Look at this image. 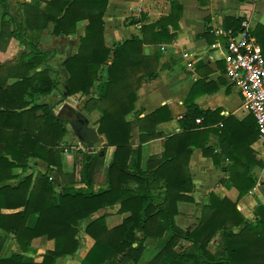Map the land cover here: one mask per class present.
I'll list each match as a JSON object with an SVG mask.
<instances>
[{
  "label": "trees",
  "instance_id": "obj_1",
  "mask_svg": "<svg viewBox=\"0 0 264 264\" xmlns=\"http://www.w3.org/2000/svg\"><path fill=\"white\" fill-rule=\"evenodd\" d=\"M108 1L32 0V3L23 4L25 13L19 21L8 12L9 0H0V41L5 37L4 33L9 32L8 37L17 39L29 49L19 61L23 65L17 73L20 80L3 92L0 87V95L6 96L10 88L16 86L24 87L23 92L30 86L36 94L43 96L58 89L49 68L29 76V70L40 63L43 52L31 39H27L24 32L42 31L52 25L53 36L67 38L76 34L78 22L86 20L84 33L75 44L76 52L62 63L61 69H65V74H61L69 97L84 96L83 110H99L96 129L106 141L98 153L78 152L82 161L80 177L85 187L76 190L74 184L65 180L67 173L62 170V154L66 152L57 144L66 134L65 122L55 118L46 105L34 106L29 110L36 111L40 107L45 112L40 118L41 129L34 134L22 125L28 119L25 115L29 110L22 109L27 103L22 100L9 103L5 96L2 97L0 137L8 136L9 129H18L19 132L13 134L12 142L7 139L2 145L4 150L0 148V183L13 178V170L25 166L30 157L45 161L48 171L38 175L33 185L31 177H26L17 186H0V254L10 234L14 235L23 253L30 251L32 240L39 237L53 241V247L45 251L40 262L26 260L21 253H13L9 258L0 257V264H56L58 259L73 257L79 247L77 234L81 222L98 210L115 204H120L119 211L128 212L129 216L113 229L106 228L104 217L91 222L87 233L94 238V244L79 264H139L145 240L160 238L167 231L172 237L149 264H264V206L256 208V221L249 223L236 205L212 195L210 205L203 207L201 218L193 230L184 232L175 224L178 202L192 201L188 196L193 187L187 165L191 146H200L199 142L191 139L193 132L200 128L194 121L202 114L201 111L194 108L190 115L179 121L182 133L168 138L162 159L149 163L145 170L141 168V144L150 137H142L137 147L130 144L132 123L126 117L134 110L137 90L143 80L156 76L146 67L144 70L138 67L143 60L142 47L148 41L147 36H151L149 41L152 43L174 37L168 34L166 27L171 22L173 29H177L180 5L172 0L171 14L143 26L141 39L132 37L108 46L104 37V14ZM7 18L13 29L7 27ZM226 21H230L228 27H239L241 23L240 18H228ZM262 53L264 56V43ZM28 55L33 63L26 62ZM102 68L107 69L106 80L94 94L92 89L99 81L98 74ZM14 91L19 93L17 89ZM21 113L23 118L16 119ZM107 147L115 148L113 160L107 168L108 186L95 192L91 169L94 160L100 157L99 153ZM53 171L64 183L58 193L49 179ZM131 184L137 186L133 188ZM251 187L248 181H244L239 190L248 191ZM17 208L23 209L12 214L1 212L2 209ZM33 214H37V220L30 227L27 222ZM238 226L242 229L236 233L232 229ZM217 231L221 233L220 242L216 252L211 254L207 246ZM137 233H141V237ZM182 239L190 246L175 252V245Z\"/></svg>",
  "mask_w": 264,
  "mask_h": 264
},
{
  "label": "crops",
  "instance_id": "obj_2",
  "mask_svg": "<svg viewBox=\"0 0 264 264\" xmlns=\"http://www.w3.org/2000/svg\"><path fill=\"white\" fill-rule=\"evenodd\" d=\"M175 1L181 7L177 29H173L171 22L166 27L168 34L174 35V37L152 43L149 41L151 36H147L148 41L142 47L143 60L138 67H143V70L146 67L148 72H155L156 76L143 80L137 90L134 110L126 117L132 123L130 144L132 147H137L140 145L142 137H150L148 141L141 144V168L145 170L149 163L162 159L166 140L182 133L179 121L190 115L194 108L198 109L202 114L195 119L194 123L200 128L193 132L195 134L191 140H196L200 146H191L187 165L193 187L188 196L192 201L178 202V213L174 217L175 224L184 232L193 230L201 218L203 207L210 205L212 195L221 201L227 199L236 205V209L246 221L254 223L256 208L264 206V142L258 138L254 116L246 111L241 94L231 85L225 75V40L223 37L215 35L214 31L216 29L239 30L246 25L262 48L264 43V0ZM171 2L172 0H109L104 14L106 44L112 46L114 43L129 40L132 37L141 39L143 26L151 25L171 14ZM41 6L43 5L41 4ZM228 18H240L239 27H228L230 24V21H226ZM127 20H129V24L125 26L124 23ZM86 24V20L78 22L75 35H82ZM155 30L161 31L159 28H155ZM54 38H50L48 45L52 44ZM65 42L68 44V39ZM15 44V40L11 39L7 50L0 51V81L3 82L2 85H7L2 86V91L12 85L15 77L18 76V70L23 67L19 62L23 54L20 55V52H16L14 48L10 49ZM71 46L72 55L76 52V48ZM65 49L69 53V46ZM73 51L75 52L73 53ZM65 52L66 50L56 52L55 58L58 60L62 57L64 62L67 56ZM185 54L188 55L187 58L184 56ZM45 56L46 63L51 66L52 70L58 72L56 75L52 71L56 83H58V85L56 84L58 89L47 96L39 94L26 96L23 93L13 92L5 96L9 103L30 99L32 105L23 109L24 111L34 106L48 104L53 107L55 105L58 101L57 96L61 97L62 93L59 89L62 84L60 79L62 74L61 70L56 68L57 63L53 54L46 51ZM20 65L21 68H19ZM38 70L40 68L29 70V76L39 72ZM106 70V68H102L99 71V82H96L92 89L94 94L100 89L101 83L106 80ZM140 74L142 73H138V75ZM79 97L77 94L68 98L72 102H69L70 106L76 111L80 107ZM35 100L38 105L34 104ZM36 109V111L26 112L25 116H28V119L22 124L25 129L27 126L29 131L34 134L39 132L38 129H41L40 118L45 113L43 108L37 107ZM158 110L157 115L149 117ZM87 114L93 117L91 126L97 128L96 120L100 117L99 110H93ZM197 119H200V123L196 122ZM65 128L66 134L63 139H66V143L61 145L57 142L59 147L64 148L62 146L67 145L64 149H68V152L62 154V170L67 173L66 182L74 184V188L80 190L85 187L80 177L82 165L78 154L80 150L70 148L71 142L76 147L79 143L75 145L72 129L66 122ZM18 132V129H9L7 130L8 136L0 137L1 150H4L2 145L7 142V139L9 138V141L12 142L13 134ZM39 137H41V133H39ZM105 142L104 139L102 144L94 146L92 152L98 153ZM114 152V147H107L104 152L99 153L100 157L93 162L91 177L95 192L108 186L107 168L113 160ZM7 157L10 156L7 155ZM47 171L48 164L45 161L30 157L25 166L13 170V178L0 183V186H17L26 177H31V185H33L37 176L45 174ZM50 177L53 178L51 180L53 189L58 193L64 183L56 171H53ZM244 181H248L252 185L250 190H239ZM131 186L134 188L137 185L131 184ZM22 209H2L1 212L12 214ZM119 210L120 204L108 206L81 222L77 234L79 247L75 255L58 259L56 264H79L94 244V238L87 233V226L96 219L104 217L106 228L113 229L121 225L123 220L129 216L128 212ZM36 220L37 214L31 215L27 225L33 227ZM241 229L242 226H238L232 230L237 233ZM220 234V231H217L207 246V250L211 254H214L218 248ZM137 236L141 237V233H137ZM171 237L172 234L167 231L160 238L145 240L139 264H149L162 251ZM189 246L190 243L182 239L177 242L173 250L181 252ZM52 247L53 241H47L46 237H39L32 240L30 251L23 253L14 235L10 234L0 257L9 258L13 253H21L26 260L40 262L45 251Z\"/></svg>",
  "mask_w": 264,
  "mask_h": 264
},
{
  "label": "built area",
  "instance_id": "obj_3",
  "mask_svg": "<svg viewBox=\"0 0 264 264\" xmlns=\"http://www.w3.org/2000/svg\"><path fill=\"white\" fill-rule=\"evenodd\" d=\"M225 40V75L243 98L246 111L256 120L258 138L264 142V56L262 48L245 25L239 30L216 29ZM163 49V48H162ZM186 58L187 54L184 55ZM200 123V119L196 120ZM76 150H87L79 144ZM65 152L68 149H64ZM53 180L52 177L49 178Z\"/></svg>",
  "mask_w": 264,
  "mask_h": 264
},
{
  "label": "rangeland",
  "instance_id": "obj_4",
  "mask_svg": "<svg viewBox=\"0 0 264 264\" xmlns=\"http://www.w3.org/2000/svg\"><path fill=\"white\" fill-rule=\"evenodd\" d=\"M26 2H29V3H32V0L30 1V0H9V13L12 15V16H15L16 17V19L17 20H22V18H23V15H24V13H25V8L23 7V4L24 3H26ZM10 20L7 18V22H6V25H7V27L8 26H10L9 28L10 29H13V27H12V24H11V22H9ZM9 23V24H8ZM129 24V20H127V22H125L124 23V25L125 26H127ZM50 26H51V28H52V25H49L45 30H42V31H36V32H30V31H26V33L24 32V30H22V32H24V34H25V36L27 37V39L28 40H32L33 41V43H34V45H37L38 46V49L40 50V51H42L43 52V50H48V49H56V51L55 52H52L51 50L50 51H48L49 53H52L53 54V58H54V60L56 61V68L57 69H60L61 71V73H64L65 74V69H61L60 67L62 66V63H63V58L61 57V58H58V60L55 58V53L56 52H59V50H61V46H62V44L63 43H65V44H67L66 42H65V40H67L68 39V44L70 43L71 45H73V46H75V44H76V42H77V39L79 38V36H77V35H71V36H69V37H67V38H65V37H62V38H59V37H55V36H53L52 34H51V32H50ZM15 29V28H14ZM22 29H23V27H22ZM8 34H9V32H6V33H4V38H2L1 39V41H0V51H4V50H7V48L9 47L8 45H9V42L11 41V39H14L15 40V42H16V44L13 46V47H11L10 49H12V48H14L15 50H16V52H20V55L21 54H25L26 52H29V49H27L24 45H22L17 39H15V38H13V37H8ZM51 37H55V38H58V39H55L54 38V41L52 42V44H49L48 45V43H49V41H50V38ZM75 48H76V46H75ZM10 49H8V50H10ZM66 50V52H65V55H67V49H65ZM14 51V50H13ZM76 51V50H75ZM75 51H73V53L75 52ZM44 54L42 55V59L40 60V63L36 66V68H34V69H36L37 70V68H40V70H38L39 72H41V71H43V70H45V68H49L50 70H51V72L53 71L52 69H51V66H49L46 62H47V58H46V52H43ZM28 61H30V62H32L33 63V59H31V56L30 55H28V57H26V62H28ZM61 63V65H59ZM64 70V71H63ZM18 75V74H17ZM31 76H33V75H31ZM61 78V81H62V84H60V86H59V89H60V92H65V91H67L66 90V82H65V78H64V76H60ZM18 80H20V78H18V76L17 77H15V81L14 82H12L11 84H14L16 81H18ZM55 82H56V80H54ZM97 82H99V81H97ZM2 83L3 82H1L0 81V87L2 88V86H7V85H2ZM57 85H58V83H56ZM20 87H22V86H20ZM20 87L19 86H16V87H12V88H10L11 90H9L6 94L7 95H9V94H11V93H13V92H15L14 90L15 89H17V90H19V91H17V92H19V93H23V95H26V96H30V94H35L36 95V93L32 90V87H30V86H28L26 89H25V92H23V90H24V87L23 88H21L20 89ZM19 88V89H18ZM1 91H2V89H1ZM3 92V91H2ZM25 93V94H24ZM3 96H5V95H0V102H4V101H2V97ZM58 97V101H60L59 102V104H57V105H54L53 107L51 106V105H48V104H46V106L48 107V108H50V110L54 113V111H57V112H55L54 114L55 115H57V116H59V117H63V113H60V110H61V108L63 107V105H65V104H68L69 106H70V104H69V102L70 103H72L68 98H69V96H68V93H67V97H66V99L65 100H63V101H61V97H59V95L57 96ZM35 98V97H34ZM81 101L79 102V104H80V107H78V111H76L75 109H72L71 110V115H72V118H74L75 117V112L74 111H76V112H78V113H80V114H83L84 116H86L88 119H89V121H90V126H91V124H93L92 122H93V117L92 116H89L88 114H87V112L88 111H85V110H83L82 108H81V105L83 104V102H84V99H85V97L84 96H81V98H79ZM7 101H8V99H7ZM7 101H5V102H7ZM24 101V100H23ZM27 104H25L23 107L24 108H22V109H27V108H29L32 104L30 103L31 101H30V99H27L26 101H25ZM5 105H7V103H4ZM34 104H36V105H38L37 104V101L35 100L34 101ZM56 106H58V107H56ZM1 110H5L3 107H1ZM21 112V111H20ZM92 112V111H91ZM88 113H90V112H88ZM23 114L21 113L20 115H18V117L16 118V119H22L23 118V116H22ZM17 116V115H16ZM97 121V120H96ZM11 122H12V120H11ZM16 122H17V120H16ZM71 133H72V137L74 138L73 139V141L75 140V145H76V143H79L80 144V142L78 141V139L77 138H75L74 137V134H73V131H71ZM58 143H61V145H64L65 143H66V139H62L61 141H59ZM78 144V145H79ZM77 145V146H78ZM67 146V145H66ZM66 146H62V147H66ZM71 147H73V150H74V148L76 147V146H74V145H72V142H71V145H70V148ZM48 148L49 149H51V147L50 146H48ZM58 148V147H57ZM64 148H62V149H64ZM80 152H87L88 153V151L86 150H80Z\"/></svg>",
  "mask_w": 264,
  "mask_h": 264
},
{
  "label": "water",
  "instance_id": "obj_5",
  "mask_svg": "<svg viewBox=\"0 0 264 264\" xmlns=\"http://www.w3.org/2000/svg\"><path fill=\"white\" fill-rule=\"evenodd\" d=\"M71 51H72V46L70 45L69 46V53L67 54L66 59H68L70 57ZM59 65H61V63ZM53 72L56 75L58 73L57 71H54V70H53ZM54 85H56L55 81H54ZM60 96H61V101L65 100L66 97H67V91L62 92ZM59 102L60 101H57L55 103V105L59 104ZM72 109L73 108L71 106H69L68 104H65L61 108L60 113H63L64 111H67L70 114L71 113L70 111ZM54 116H55V118H57V119H59L61 121H64V122L69 124V126L72 129L75 137L78 139V141L80 142L81 145L87 147V151L89 153L92 152V148L94 146L100 145V144H102L104 142V138L100 137L98 135V132H97L96 128L90 126V121L83 114H80V113L77 112V116H75L74 118H72V117H67V118L59 117V116H57L55 114H54Z\"/></svg>",
  "mask_w": 264,
  "mask_h": 264
},
{
  "label": "flooded vegetation",
  "instance_id": "obj_6",
  "mask_svg": "<svg viewBox=\"0 0 264 264\" xmlns=\"http://www.w3.org/2000/svg\"><path fill=\"white\" fill-rule=\"evenodd\" d=\"M8 12H9V10H8ZM70 45H71L70 43H69V44H65V43H63L62 46H61V50H59V52L62 51V50L64 51L65 48L68 47V46H70ZM50 50H51L52 52H55V51H56V49H48V50H44L43 52H46V51L48 52V51H50ZM63 117H64V118L72 117V115H70L67 111H64V112H63Z\"/></svg>",
  "mask_w": 264,
  "mask_h": 264
}]
</instances>
